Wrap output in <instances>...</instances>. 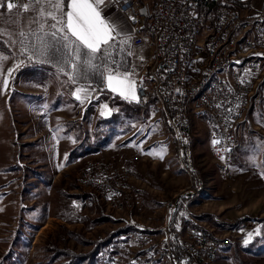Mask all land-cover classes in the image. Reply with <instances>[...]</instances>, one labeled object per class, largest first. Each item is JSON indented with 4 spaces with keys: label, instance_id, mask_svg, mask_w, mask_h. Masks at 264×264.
I'll use <instances>...</instances> for the list:
<instances>
[{
    "label": "rangeland",
    "instance_id": "rangeland-1",
    "mask_svg": "<svg viewBox=\"0 0 264 264\" xmlns=\"http://www.w3.org/2000/svg\"><path fill=\"white\" fill-rule=\"evenodd\" d=\"M256 2L258 9L262 0ZM12 20L7 17L0 35V264H105L99 251L118 240L121 229L131 226L128 221L160 236L195 215L219 228L240 230L226 233L236 241L225 264H264V79L239 126L234 155L218 153L210 127L194 119L190 175L163 117L151 120L150 112L132 108L109 116L105 104L100 112L107 106L108 117L94 116L102 96L91 101L95 92L85 90L77 99L82 89L73 82L71 68L41 56L33 47L39 41L31 32L19 37ZM80 103L90 110L74 118ZM127 131V140L117 144ZM78 138L85 142L76 146ZM96 141L110 150L92 155ZM149 142L170 146L174 155L132 159ZM121 156L132 175L127 211L107 208L83 180L89 161L121 162ZM223 163L229 164L228 176ZM171 200L177 207L168 219ZM250 220H256L254 228L247 226ZM233 223L238 224L230 228Z\"/></svg>",
    "mask_w": 264,
    "mask_h": 264
},
{
    "label": "built area",
    "instance_id": "built-area-1",
    "mask_svg": "<svg viewBox=\"0 0 264 264\" xmlns=\"http://www.w3.org/2000/svg\"><path fill=\"white\" fill-rule=\"evenodd\" d=\"M120 8L143 30L131 35L133 47H145L129 70L138 100L156 101L172 130L180 163L192 175L191 138L194 119L210 127L213 148L232 156L238 130L264 79V4L255 0H124ZM103 95L97 91L95 101ZM219 141V143H215ZM140 152L133 159L139 160ZM228 176V163H223ZM131 173L124 163L91 160L83 180L107 208L129 209ZM177 202L167 203L168 219ZM155 236L141 230L121 233L98 253L105 264H216L236 238L207 227L190 226ZM256 220L247 223L256 226ZM126 249L128 251H126ZM126 252V253H125Z\"/></svg>",
    "mask_w": 264,
    "mask_h": 264
},
{
    "label": "snow or ice",
    "instance_id": "snow-or-ice-1",
    "mask_svg": "<svg viewBox=\"0 0 264 264\" xmlns=\"http://www.w3.org/2000/svg\"><path fill=\"white\" fill-rule=\"evenodd\" d=\"M104 4L105 0H68V10L65 11L64 0H0V18L6 11L16 18L13 23L20 25L23 14H30L28 27L37 26L32 36L39 41V46L33 47L41 56L68 65L77 76L84 67L100 71L112 92H118L125 99L138 100L133 72L123 68L124 62L119 59V52L114 47L123 29L102 16L100 8ZM4 34V26L0 24V35ZM17 35L26 38L23 26H20ZM119 43L127 44L128 39ZM127 55L131 56L132 52L128 51ZM101 57V63H95ZM80 91L85 90H77V99H81ZM248 242L245 240L246 244Z\"/></svg>",
    "mask_w": 264,
    "mask_h": 264
},
{
    "label": "crops",
    "instance_id": "crops-1",
    "mask_svg": "<svg viewBox=\"0 0 264 264\" xmlns=\"http://www.w3.org/2000/svg\"><path fill=\"white\" fill-rule=\"evenodd\" d=\"M123 1L124 0H105V4L101 6L100 11H101L102 16L104 18H106L109 22H113L114 21L118 25H120V27L123 29V32H122L121 36L117 37V42L119 43L120 40L128 39V43L127 44H120V45H122L124 48H127L128 51L132 52V55L129 56V58H130V66H131V64L133 63L134 59L137 57V55H139V54H147L148 51L146 50L145 47H133L132 46V44H131V35H133L136 31L143 30V28L141 26L136 27L134 21L130 19L128 14H126L124 11L121 10L120 5H121V3ZM141 1H143V0H141ZM13 2H18V0H13ZM263 4H264V0H262L261 5L259 6V8H262ZM67 5H68V0H64V10L65 11L68 10V6ZM256 6H257V2H256ZM0 11H2V10H0ZM8 16L13 18L12 21H9L10 22L9 25L14 26L15 30H17L18 32L20 31V26H23V30H24L25 33H30V32L32 33V31H36L37 30V26L34 25V24L31 25V29H29V27H28V24L30 23V14H28V13L23 14L24 18L21 19L20 25H17L16 23H13V21L16 18L14 16H12V14L7 13L6 11L4 12L3 18H0V24H2L4 26V28L6 26H8V22H7V17ZM48 23H51V21H49ZM47 30H48V28L46 26L45 27V31H47ZM72 70L73 69H71V76H73L72 80L75 79V83L79 84V87L82 90H87L89 92L91 91L90 93H92V92L96 93L97 91H100L96 87L92 86L90 82L86 81V78L84 77V74H81V75L77 76L76 71L74 70L75 72L73 74ZM132 79H134V78L132 77ZM105 84H106V81H105ZM105 89L109 92L108 98L100 101L97 104V107H96L97 109L94 112V116H96L97 114H100V116H103V117L107 118L108 117L107 115H109V116H111V114L112 115H116V114H118L119 111H122L123 109L128 111L129 109L132 108V109H135V110L141 111V112H144V111L150 112L148 114H149L151 120H158V118L163 117V115H162V113H161V111H160V109H159V107H158V105L156 103H154V104L153 103H148V102L145 103V102H141L139 100L125 99L118 92H112L111 89H109L106 85H105ZM115 96H117V98L115 100H112L113 97H115ZM103 104L108 106V112L105 109L106 113H108L107 115H106V113H103L105 110L100 112V106L103 105ZM137 104H139V107H142V108L138 109V107H135V106H137ZM141 105H149V106L146 107V106H141ZM78 107H79V111H78L77 115L74 118H80L81 115L86 114V112L90 110V109L88 110V105L87 104L85 105V104H81L80 103V105ZM163 119H164V117H163ZM164 121H165V119H164ZM95 123H96V121H95ZM241 126H242V124H241ZM130 131H127V132L123 133V135L121 136L119 141H117L118 142L117 144H119L121 142L122 143L125 142L127 140L126 138L131 134ZM90 133L91 134L94 133L92 124L89 127V135H91ZM169 135H170V133H169ZM98 136H100V135H98ZM83 142H85V140H82V139L78 138V139H76L75 144H76V146H78V145L83 144ZM75 144H74V146H75ZM96 144H98V145H96L95 149H91L90 150L91 152L94 151V154H92V155L103 156V155H105V153H104L105 151L110 150V149H108L109 147L107 149L104 148V147H107V145L102 147L103 149L101 147H98L99 146V141H96ZM142 151L143 152L141 153V158H144V160H146L147 158L151 159V160H161L160 158H163V160H170L171 156L174 155L173 154L174 151L171 150L170 146H166V145H162V144L159 145V146L158 145H153L152 142L145 143L143 145V147H142ZM136 152H140V151H136ZM118 153L119 152H117L116 154H118ZM159 153L161 154V157L158 156ZM122 158L123 157L121 156V158H119V160H121ZM117 163H122V160H121V162L117 161ZM124 164H125V162H124ZM192 194H195V192H193ZM134 196H136L135 199L137 200L138 198H137V194L136 193L134 194ZM214 211L215 212H212V211H209V212H212L215 215H219L221 213V211H219V210H217V211L214 210ZM217 218L219 220H222V217H217ZM226 221L228 222V220H226ZM128 223L131 224V226H130L131 229L130 230H125L126 232L127 231H131L132 228H139V227L142 226V225L135 224V223L129 222V221H128ZM192 223H195V224L198 225V227H194V228L207 227V228H210V229H214L215 231H218L219 233H222V234H226V233H229V232H235V233L238 232L239 233V231H240L238 229L226 230V228H221V227L219 228L218 224H215V223L211 224L210 221H208L206 219L199 218L198 215L192 216V220L190 222V226H192ZM208 223H209V226H206L205 224H208ZM175 226H177V228H180V227H182V223L181 224L180 223H176ZM138 230L143 231L140 228ZM121 233H124V231H122ZM232 252L233 251H232V249L230 247L225 248L223 250V253L219 254L216 264H225L226 262H228L231 259Z\"/></svg>",
    "mask_w": 264,
    "mask_h": 264
},
{
    "label": "trees",
    "instance_id": "trees-1",
    "mask_svg": "<svg viewBox=\"0 0 264 264\" xmlns=\"http://www.w3.org/2000/svg\"><path fill=\"white\" fill-rule=\"evenodd\" d=\"M114 47L118 50L119 52V59L121 61L124 62L123 64V68L124 69H129L130 67V58L129 56L127 55V48H124L122 45H120V43H116L114 45ZM99 55V54H98ZM83 59V58H82ZM103 59V57H101L100 59H98L97 61H95V63L97 64H100L101 63V60ZM73 71V74H74V70ZM72 74V75H73ZM81 74H84V77L86 78V81L90 82L92 86L96 87L98 90H102L103 91V95H102V100L104 99H107L108 98V94L109 92L105 89V79L104 77L101 75V72L100 71H95L93 69H90V68H87V67H84L81 69ZM117 98V96L113 97L112 100H115ZM112 102V101H111ZM114 103V102H113ZM148 103H156V101L154 99H151ZM141 106H149V105H141ZM135 107H138V109H141L142 107H139V104H137V106ZM166 122V121H165ZM169 133L172 137V130L171 128L169 127ZM173 138V137H172ZM18 144V143H16ZM105 218H108L109 216H104ZM110 218V217H109ZM244 220H247V219H241V222L244 221ZM238 223H233L230 225V228H233L237 225ZM192 226L193 227H198L197 224L195 223H192ZM131 227H126V228H123L121 229V232L122 231H125V230H129ZM97 255V254H96Z\"/></svg>",
    "mask_w": 264,
    "mask_h": 264
}]
</instances>
